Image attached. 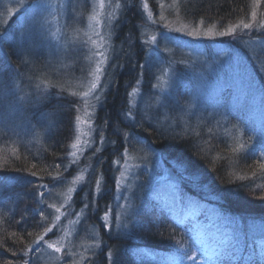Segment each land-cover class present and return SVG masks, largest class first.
Returning <instances> with one entry per match:
<instances>
[{
  "label": "rangeland",
  "instance_id": "374dc122",
  "mask_svg": "<svg viewBox=\"0 0 264 264\" xmlns=\"http://www.w3.org/2000/svg\"><path fill=\"white\" fill-rule=\"evenodd\" d=\"M187 1L136 0L134 8L127 0H0V46L11 43L18 60L7 100L10 105L21 102L25 106L22 112L13 110V118L0 125L8 126L16 145L37 156L45 152L47 133L56 124L54 118L50 120L52 113L45 110V98L57 93L60 105L64 94L69 99L62 100L63 104L73 108L67 167L54 181L39 182L43 195L36 192L39 218L33 220L40 225L42 216L44 229L27 242L16 264H99L97 257L108 249L104 235L127 231L135 200L143 196L145 186L162 197L171 212L180 214L178 221L193 226L197 250L207 247L208 255L218 258L215 247H227L238 238L239 231H231L230 221L217 211L204 210L179 195L181 178L176 174L183 169L180 160H172L167 148L166 162L152 144L155 139L148 144V137L142 136V126L147 124L165 134L176 130L194 137L198 132L221 136L240 161L264 164V19L262 14L252 18L253 11L258 13L259 1L247 18L225 26L183 18L181 8ZM130 6L137 14L130 12L135 18V37L121 32ZM243 23L252 27L244 29ZM229 28L235 31L229 33ZM194 29H199V36L188 35ZM221 32L228 34L219 35ZM123 38L129 42L126 51L135 58L121 55ZM128 57L131 62L139 61L137 73L134 63L128 69L124 62ZM145 71L150 79L144 80ZM122 72L126 75L118 81ZM93 83L97 89L89 91ZM228 89L232 96L225 104L221 93ZM178 91L185 98L177 101ZM12 95L17 98L13 100ZM110 95L125 103L118 114L120 129L108 126L106 116L100 114ZM41 110L39 124L33 125L30 117ZM156 139L160 141L159 136ZM107 152L112 154L107 167L112 190L105 196L110 191L104 185L100 162H106ZM69 167L72 173L61 176ZM142 179L149 182L138 183ZM211 196L224 205L225 197ZM249 199L242 198L254 204L250 207L256 211L262 210L264 203ZM24 205L19 203L15 213ZM183 210L187 212L183 214ZM106 211L108 220L104 221ZM248 226V237L264 244V227ZM227 254L224 248L223 256ZM189 260L179 264H193Z\"/></svg>",
  "mask_w": 264,
  "mask_h": 264
},
{
  "label": "trees",
  "instance_id": "16d2710c",
  "mask_svg": "<svg viewBox=\"0 0 264 264\" xmlns=\"http://www.w3.org/2000/svg\"><path fill=\"white\" fill-rule=\"evenodd\" d=\"M128 1L133 3L135 8L136 0ZM258 1L259 6L257 7L258 13H256V16L262 14L264 19V0ZM254 3H256V0H189L183 4L181 15L183 18L192 21L203 19L204 21L219 22L220 25L225 26L233 20L247 18L248 12L253 9ZM133 7L130 6L126 10L127 24H124L121 32L135 37V18H132L129 14L130 12L136 14ZM10 31H12V28ZM260 36L256 35L255 37ZM127 42L126 38H123L121 52V55L124 54L123 56L132 54L130 50L126 51L127 49H125L128 46ZM128 58L124 61L127 63L128 69L134 63V73H137L139 61L136 58V61L132 59L131 62V58ZM133 58H135L134 55ZM16 61L18 60L16 55L14 56L11 43L5 42L3 47L0 46L1 85L8 86L9 82L16 80L14 76L18 67ZM249 61H252V59L249 58ZM146 73L145 71L144 80L150 79ZM125 75L123 72L122 74L119 73L118 81L119 79L122 81ZM129 76H132V74ZM261 87L264 91V86ZM63 95H61L60 105L57 93H51L45 98V110L52 113L50 120L54 118L56 124L47 133L43 154L40 152L36 156V154L28 152L21 145H16L11 139V132H8V126L0 125V264H16L17 259L19 260L21 257V251L28 245L27 242L33 241V238L38 237L44 229L41 226L42 216L40 225L36 222L37 220L35 222L33 220L39 218L37 214L38 204L36 203L37 195H43L39 182L51 179L54 181L57 178L56 176L65 172V167H67L65 161L67 158L66 148L68 147V138L72 128L73 108L71 105L63 104L62 100L68 101L69 99L68 96ZM109 97L106 100L105 111H101L100 114L106 116L108 126L119 128L122 126V122L118 120V114L123 112L125 103H122L119 97L117 99L112 98L111 95ZM183 98H185V94L178 91L175 99L178 101ZM10 104V101L7 100L6 103L0 105V124L6 123L5 119L9 121L13 118V110L22 112L18 110L20 108L18 103V109L16 105ZM26 104L27 106L30 105L27 102ZM33 106L36 110L38 104ZM42 112L44 111L41 110L40 113L30 117L31 122L34 124L39 123L40 117L37 116H40ZM142 129V136L145 139L148 137L149 141L145 140L148 144L151 143V139L152 141L155 139L152 144L155 149L161 150H159V155H162L165 161L168 159V156H166L167 148L171 150L168 155L170 158L172 157V160L173 158L180 160L183 169L177 170L179 174H176V177L181 178L179 187L182 191H178L179 195L182 198H189L194 204L203 206L204 209L217 211L223 219L230 221L228 226L231 227V231H239L238 238L232 239L227 245L225 244L227 247L218 244V247L215 248L219 250L217 255L221 257L214 258L213 256L209 260L208 257L210 256L207 252L209 249L207 247L197 250L196 230L193 226L178 221L176 218L180 214L171 212V208L163 203L162 197L157 196L153 192L154 190H150L145 186L143 196L139 200H135L137 202L136 208L129 217L127 231L110 233L108 236L104 235L108 249H105L106 253H101L100 258L97 257L96 260L99 261V264H179L187 258L180 259L184 251H188L191 257L194 258V260H189L193 264H264V244L247 235L248 225L256 224L259 227H264V207L261 208V211H256L250 207L254 204L245 202L246 199L250 198L251 202L258 203L260 201L264 203V170L261 168V163L258 161L256 163L240 161L241 159L237 158L238 155L234 154L232 148L229 147L230 145L224 139H220L221 136L214 138L210 134L203 136L202 133L198 132V137H194L187 132L181 133L183 131L176 130L175 132L171 131V133L167 131L168 134H171L170 136L154 129L150 124L143 125ZM139 133L141 136V128ZM158 136L160 141L156 139ZM137 140L141 141L142 137ZM198 141L200 145L195 143ZM111 157L112 154L107 152L104 156L106 162H100L103 178L108 183L104 185L110 191L104 192L105 196L110 195L112 190L107 171V167L110 166L109 163L112 161ZM246 158L252 160L250 156H246ZM166 162H169V159ZM71 173L72 170L69 167L66 174L61 176L68 177ZM144 181L142 179L138 183ZM145 182L148 183L149 181ZM211 194L217 198L225 197L226 199L222 200L224 205L211 199ZM21 202L26 205L21 207L20 212L15 213L14 208L18 207ZM102 203L104 204V202ZM243 204L244 206H242ZM242 207H247L248 210H244ZM186 212L183 210V214ZM10 217L14 218L10 219ZM20 218L23 223L19 225ZM31 220L35 225L30 224ZM244 232L246 235L241 237ZM208 237L209 240L213 239L210 235ZM237 239L240 241H237ZM224 248L228 250L226 257L223 256ZM195 250H197L198 257L193 255Z\"/></svg>",
  "mask_w": 264,
  "mask_h": 264
},
{
  "label": "snow or ice",
  "instance_id": "6c2138e0",
  "mask_svg": "<svg viewBox=\"0 0 264 264\" xmlns=\"http://www.w3.org/2000/svg\"><path fill=\"white\" fill-rule=\"evenodd\" d=\"M145 7H147V5H145ZM256 15H257L256 12L253 11V12H252V18H253L254 20H255V18H256ZM237 27H239V26H237ZM242 27H243L244 29H249L250 27H252V25L249 24V23H243V24H242ZM234 31H235V28H229V29H228V32H229V33H230V32H234ZM206 34H207V33H205V35H206ZM218 34H219V35H225V34H228V33L221 32V33H218ZM188 35H189V36H199V35H200V31H199V29H194V30L190 31V32L188 33ZM96 71L99 72V71H100V68L97 67ZM97 79H99V77H97ZM94 89H97V84H96V83H93V84L91 85V88H90L89 91H92V90H94ZM84 95L87 96V95H89V93H88V92H85ZM231 96H232L231 89L225 90V91H223V92L221 93V97H222V99L224 100L225 104L230 100ZM7 97H8V89H7L5 86L0 85V105H2V104H4V103L7 102ZM73 147L75 148L76 145L74 144ZM73 155H75V154H73ZM261 168H264V164H261ZM96 183H97V185H99L100 182H99V181H96ZM117 183H118V182H117ZM57 211H59V209H57ZM102 219H103L104 221H107V220H108V212H107V211L105 212V214H104V216L102 217ZM41 239H43V237H41ZM49 247L51 248V247H54V246H53V245H49ZM55 250H56L57 252H60V251H61L60 248H56ZM185 257H187L188 259H193V260H194V258L191 257V255H190V253H189L188 251H184V253H183V255L180 257V259L183 260ZM208 259L211 260V257H208Z\"/></svg>",
  "mask_w": 264,
  "mask_h": 264
},
{
  "label": "bare ground",
  "instance_id": "6f19581e",
  "mask_svg": "<svg viewBox=\"0 0 264 264\" xmlns=\"http://www.w3.org/2000/svg\"><path fill=\"white\" fill-rule=\"evenodd\" d=\"M129 14H130V13H129ZM12 84H14V82H9L8 86H10V85L12 86ZM0 85H1V84H0ZM2 85H3V84H2ZM3 86H5V85H3ZM8 86H5V87H7V89H8ZM10 88H11V87H10ZM10 88H9V89H10ZM13 98H17V97H16L15 95H12V99H13ZM13 100H14V99H13ZM39 122H40V119H39ZM36 124H39V123H36ZM30 125H31V124H30ZM8 150H11V149H8ZM10 152H12V151H10Z\"/></svg>",
  "mask_w": 264,
  "mask_h": 264
}]
</instances>
